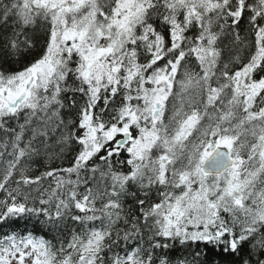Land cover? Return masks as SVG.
Listing matches in <instances>:
<instances>
[{
  "label": "snow or ice",
  "instance_id": "6c2138e0",
  "mask_svg": "<svg viewBox=\"0 0 264 264\" xmlns=\"http://www.w3.org/2000/svg\"><path fill=\"white\" fill-rule=\"evenodd\" d=\"M0 29V226L58 241L0 264H264V0H0Z\"/></svg>",
  "mask_w": 264,
  "mask_h": 264
},
{
  "label": "trees",
  "instance_id": "16d2710c",
  "mask_svg": "<svg viewBox=\"0 0 264 264\" xmlns=\"http://www.w3.org/2000/svg\"><path fill=\"white\" fill-rule=\"evenodd\" d=\"M5 35V32L0 29V39ZM26 60L24 57H20L19 59L7 55L2 47V44H0V67L3 69L9 70V71H19L22 69V67L25 65ZM32 168H39L40 170H43V161L37 160L33 163H31ZM38 174V173H37ZM153 199H155V195H153ZM128 204H131L132 201L129 199L127 201ZM71 225V222H69ZM20 231V232H32L38 237H43L46 240H50L53 243H58V241L54 240V233L50 232L46 226H44L38 219L31 218L30 220H18L14 224H4L3 226H0V237H2L5 233L10 231Z\"/></svg>",
  "mask_w": 264,
  "mask_h": 264
}]
</instances>
